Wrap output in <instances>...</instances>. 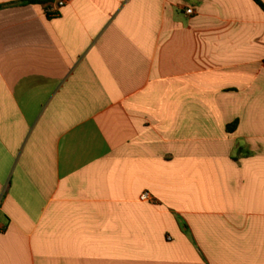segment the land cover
I'll return each mask as SVG.
<instances>
[{"label": "crops", "instance_id": "obj_1", "mask_svg": "<svg viewBox=\"0 0 264 264\" xmlns=\"http://www.w3.org/2000/svg\"><path fill=\"white\" fill-rule=\"evenodd\" d=\"M22 1L0 0V264H264V10Z\"/></svg>", "mask_w": 264, "mask_h": 264}, {"label": "trees", "instance_id": "obj_2", "mask_svg": "<svg viewBox=\"0 0 264 264\" xmlns=\"http://www.w3.org/2000/svg\"><path fill=\"white\" fill-rule=\"evenodd\" d=\"M56 0H23L20 4L26 5V4H49L53 3ZM263 10H264V3L261 0H254ZM2 6H0L1 8ZM237 128V123L228 126V132L229 133H234ZM240 153H243L242 151Z\"/></svg>", "mask_w": 264, "mask_h": 264}, {"label": "built area", "instance_id": "obj_3", "mask_svg": "<svg viewBox=\"0 0 264 264\" xmlns=\"http://www.w3.org/2000/svg\"><path fill=\"white\" fill-rule=\"evenodd\" d=\"M65 2L64 1H62V2H60V4H59V6L58 7H56V8H49L48 10H47V14H48V16L49 17H52V18H54V17H58L59 15H60V11H61V9L62 8H64L65 7ZM193 13V10H188V14H192ZM142 200L143 201H149L150 200V196H149V194H144L143 195V197H142Z\"/></svg>", "mask_w": 264, "mask_h": 264}]
</instances>
